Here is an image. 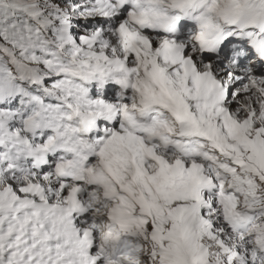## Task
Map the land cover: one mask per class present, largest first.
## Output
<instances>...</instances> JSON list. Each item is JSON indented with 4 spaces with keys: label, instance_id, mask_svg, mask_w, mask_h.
I'll use <instances>...</instances> for the list:
<instances>
[{
    "label": "snow or ice",
    "instance_id": "6c2138e0",
    "mask_svg": "<svg viewBox=\"0 0 264 264\" xmlns=\"http://www.w3.org/2000/svg\"><path fill=\"white\" fill-rule=\"evenodd\" d=\"M0 264H264V0H0Z\"/></svg>",
    "mask_w": 264,
    "mask_h": 264
}]
</instances>
